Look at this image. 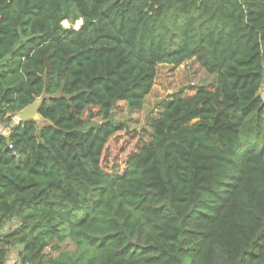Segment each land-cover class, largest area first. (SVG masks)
Masks as SVG:
<instances>
[{
  "label": "trees",
  "instance_id": "16d2710c",
  "mask_svg": "<svg viewBox=\"0 0 264 264\" xmlns=\"http://www.w3.org/2000/svg\"><path fill=\"white\" fill-rule=\"evenodd\" d=\"M188 61L148 140L111 118ZM263 84L264 0H0V264H264Z\"/></svg>",
  "mask_w": 264,
  "mask_h": 264
},
{
  "label": "rangeland",
  "instance_id": "374dc122",
  "mask_svg": "<svg viewBox=\"0 0 264 264\" xmlns=\"http://www.w3.org/2000/svg\"><path fill=\"white\" fill-rule=\"evenodd\" d=\"M80 23V20L76 21L72 27L77 29ZM62 26L69 27L70 24L65 21ZM215 86V76L205 72L194 61H188L179 66L162 64L157 67L154 85L147 95L142 109L130 110L125 103L117 102L111 118L115 121H124L130 129L139 132L143 140H148L150 120L158 116L166 101L177 96L193 95L199 89L212 91ZM260 96L264 100V84L261 86ZM101 122L100 118H93L88 121L87 126H95ZM14 123H17V119L13 116L12 124ZM9 224V229L16 225L15 221H11ZM62 249L66 252L73 250L74 247L63 242ZM45 253H51L52 256L57 255V252H50L49 248L45 249Z\"/></svg>",
  "mask_w": 264,
  "mask_h": 264
},
{
  "label": "water",
  "instance_id": "95a60500",
  "mask_svg": "<svg viewBox=\"0 0 264 264\" xmlns=\"http://www.w3.org/2000/svg\"><path fill=\"white\" fill-rule=\"evenodd\" d=\"M48 98L50 97L46 96L45 94L41 95L39 98L34 100V102H32L30 105L26 106L18 113H16L14 117L18 120V122L24 123L27 121H31L34 122L37 126L50 125V123L47 120L42 118L39 112L42 102Z\"/></svg>",
  "mask_w": 264,
  "mask_h": 264
},
{
  "label": "crops",
  "instance_id": "0c3cea01",
  "mask_svg": "<svg viewBox=\"0 0 264 264\" xmlns=\"http://www.w3.org/2000/svg\"><path fill=\"white\" fill-rule=\"evenodd\" d=\"M17 123H18V120H17ZM16 124V123H15ZM43 126V125H42ZM0 133L7 137L9 135V128H4V127H1L0 128ZM11 221H15V224L17 225V221L16 219H13ZM10 222L7 223V225L0 231V233H4L8 227H10ZM15 227V226H14ZM13 227V228H14ZM20 250V247L19 246H15L13 247L12 249H10V251L8 252L7 254V257H6V263L5 264H19V261H18V257H17V252Z\"/></svg>",
  "mask_w": 264,
  "mask_h": 264
},
{
  "label": "built area",
  "instance_id": "2783aa9c",
  "mask_svg": "<svg viewBox=\"0 0 264 264\" xmlns=\"http://www.w3.org/2000/svg\"><path fill=\"white\" fill-rule=\"evenodd\" d=\"M8 148H9V149H11V148H12V145H11L10 143L8 144Z\"/></svg>",
  "mask_w": 264,
  "mask_h": 264
}]
</instances>
